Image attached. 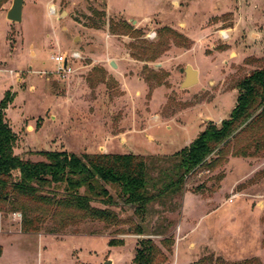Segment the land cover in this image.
<instances>
[{"label": "rangeland", "instance_id": "374dc122", "mask_svg": "<svg viewBox=\"0 0 264 264\" xmlns=\"http://www.w3.org/2000/svg\"><path fill=\"white\" fill-rule=\"evenodd\" d=\"M11 1L0 8V100L14 97L4 113L15 153L35 161L30 153L40 151L132 154L154 159L155 176L208 124L229 118L234 86L257 67L244 60L263 56V0H24L20 23L5 17ZM93 10L104 12L103 22ZM109 20L141 37L112 35ZM161 28L183 39L169 41L154 62L130 56V44L157 42ZM74 52L73 73L58 79L52 57ZM186 65L198 83L182 90ZM112 210L118 227L84 223L61 234L14 235L20 218L1 215L0 264H134L142 238L168 264H264V153L228 154L188 175L181 196L149 206L143 236L134 234L139 218L131 208Z\"/></svg>", "mask_w": 264, "mask_h": 264}, {"label": "trees", "instance_id": "16d2710c", "mask_svg": "<svg viewBox=\"0 0 264 264\" xmlns=\"http://www.w3.org/2000/svg\"><path fill=\"white\" fill-rule=\"evenodd\" d=\"M7 1L0 0V8ZM92 16L99 22L105 17L104 12L95 10ZM95 19L91 20L93 26ZM108 25L112 35L141 37L125 21L109 20ZM181 39L173 30L161 28L157 42L130 44V56L138 61L154 62L168 50L169 41L176 43ZM244 63L257 67L234 86L237 97L229 118L219 127L208 124L194 141L172 155L170 167L160 168L155 176L150 174L155 169L154 159L139 155L77 156L40 151L30 153L39 158L35 161L16 154V135L4 113L14 97L4 94L0 100V214H19L23 234L43 230L47 234H61L84 223H98L104 229L120 226L122 220L112 207L122 203L138 215L134 234L143 236L140 224L145 222L149 206L164 205L165 200L181 196L188 175L201 168H215L228 154L246 158L264 153V51L261 58H247ZM152 78L156 79V75ZM96 203L102 208L95 206ZM162 244L170 252V239H164ZM108 245L113 246V242L109 241ZM133 263L168 264L162 250L150 238L137 242Z\"/></svg>", "mask_w": 264, "mask_h": 264}, {"label": "water", "instance_id": "95a60500", "mask_svg": "<svg viewBox=\"0 0 264 264\" xmlns=\"http://www.w3.org/2000/svg\"><path fill=\"white\" fill-rule=\"evenodd\" d=\"M24 0H12L11 6L6 13V19L12 23H20L22 21ZM112 68H115V64H110ZM183 74V80L180 84V89L190 88L198 83V71L192 66L186 65L184 69L180 70Z\"/></svg>", "mask_w": 264, "mask_h": 264}, {"label": "built area", "instance_id": "2783aa9c", "mask_svg": "<svg viewBox=\"0 0 264 264\" xmlns=\"http://www.w3.org/2000/svg\"><path fill=\"white\" fill-rule=\"evenodd\" d=\"M80 54L79 53H72L69 56L67 55H56L52 57L54 63L56 64L55 70H53L54 74L58 79H65L67 78L70 74L73 73V69L71 67V64L75 60H79ZM15 217L20 218V215L17 213L12 214ZM1 218V214H0Z\"/></svg>", "mask_w": 264, "mask_h": 264}, {"label": "crops", "instance_id": "0c3cea01", "mask_svg": "<svg viewBox=\"0 0 264 264\" xmlns=\"http://www.w3.org/2000/svg\"><path fill=\"white\" fill-rule=\"evenodd\" d=\"M6 112H7V110H6ZM20 234H23V233H21V232H20V233H17V232H16L14 235H20ZM24 235H27V234H24ZM0 248H1V252H2V250H3V246H2L1 243H0Z\"/></svg>", "mask_w": 264, "mask_h": 264}]
</instances>
